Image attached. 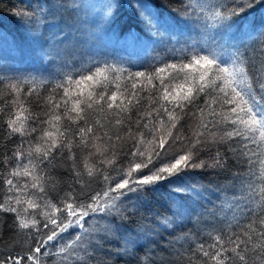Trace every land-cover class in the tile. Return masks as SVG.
Here are the masks:
<instances>
[{
  "label": "snow or ice",
  "instance_id": "obj_1",
  "mask_svg": "<svg viewBox=\"0 0 264 264\" xmlns=\"http://www.w3.org/2000/svg\"><path fill=\"white\" fill-rule=\"evenodd\" d=\"M260 2L217 0L211 6L212 27L242 42L259 38L254 42L261 46L253 55L247 47L217 52L210 43L192 54L185 51L179 62L151 73L96 62L79 70L78 78L66 75L42 99L35 78L26 92L25 82L5 85L0 80L9 97L0 100V140L21 138L11 156L0 159V165L16 161L7 175L0 170V216L11 214L16 236L31 242L27 251L18 252L17 242H5L0 232V247L8 248L0 251V264H90L94 253L107 251L105 245L117 237L124 240L117 256L135 259L136 264H163L150 248L137 257L138 239L123 234L134 215L130 208L141 205L161 182L175 183L173 178L189 169L224 168L229 158L247 164L261 183L255 186L251 177L246 181L234 174L233 184L220 193L227 202L222 210L233 212L230 220L224 217L228 230L209 233L211 243L186 249L187 264H264V22L246 15ZM128 6L141 9L145 34L154 39L153 21L164 25L148 0H128ZM190 7L184 4L183 14L177 12V24L188 22ZM42 20L35 18L38 30L43 29ZM34 93L43 118L25 107V99ZM189 117L197 118L196 128L184 135L183 122ZM37 133L35 143L23 139ZM176 143L186 146L164 162L166 146ZM221 144L224 154L218 149L211 163L199 159L202 150ZM80 153H86L82 161ZM121 155L127 167L118 166ZM58 163L67 165L72 182L61 190L62 196H53L51 170ZM101 179L104 187L92 190ZM173 190L193 198L201 195L195 186ZM172 225L171 220L162 221L165 229Z\"/></svg>",
  "mask_w": 264,
  "mask_h": 264
},
{
  "label": "trees",
  "instance_id": "obj_2",
  "mask_svg": "<svg viewBox=\"0 0 264 264\" xmlns=\"http://www.w3.org/2000/svg\"><path fill=\"white\" fill-rule=\"evenodd\" d=\"M148 2L153 14H158L161 24L164 25L160 27L153 21L151 32L154 39L151 40L145 34L142 17L138 15L141 9L129 7L128 0H0V80L5 85L9 81L25 82L26 92L35 78V86L39 98L42 99L66 75L71 74L78 78L79 70H86L96 62L102 65L106 61L131 73H151L165 63L179 62L185 51L192 54L201 48H207L210 43L217 52H233L237 47L244 51L247 47L249 55H253V50L261 46L254 42L258 41V37L242 42L230 32L212 27L211 6L217 0ZM57 3L63 7H55ZM117 3L122 6L116 8L114 5ZM184 4L191 5L189 20L177 24V12L181 11L183 14ZM109 5L113 7L110 8ZM201 7L204 8L203 12ZM22 12L26 15H19ZM246 15L254 17L257 23L264 22V0ZM40 17H43L42 30H38L35 25V18ZM211 37H215L214 40H210ZM260 63V59L255 60V64ZM250 71H255V68H250ZM8 98L7 88L0 85V100ZM37 99L35 93L27 97L24 101L25 107L43 118V112L36 104ZM3 119H7V116ZM183 123V134L191 135L196 128L197 118L189 117ZM0 124H3L2 119ZM120 134L126 135L124 131ZM37 135L38 133L23 139H31L35 143ZM20 143L19 136L11 141L5 136L0 140V159L11 156ZM185 146L181 143L166 146L164 162H168L169 158L178 154ZM218 149L224 154L223 144L212 145L201 151L199 159L211 163ZM123 151H128L127 146ZM85 155L86 153H80L81 161ZM127 163V158L123 155L117 161L118 166L122 167H127ZM15 164V160H9L7 164L0 165V170L7 175ZM66 168L64 163H58L52 168L51 175L56 183L55 191L51 195L56 196L59 192L62 196L61 190H67V185L72 182ZM257 170L258 165L253 171ZM234 174H240L246 181L251 177L255 186L261 183L251 174L247 164H237L234 159L229 158L224 168L189 169L179 177H174L175 183L161 182L156 191L148 193L141 205L130 208V213L134 212V215H130L122 231L124 235L131 233L133 238L138 239L139 243L135 248L137 257L143 256L150 248L157 261L163 258V264H187L186 249L194 248L201 242L211 243L209 233L215 236L221 228L227 231L224 217L227 214L230 220L233 212L227 208L222 210L227 202L220 193L222 189L233 184ZM192 186L201 192L200 196L193 198L192 195L173 190ZM102 187V179L91 185L95 191ZM228 195L231 197L230 192ZM239 207L243 209L244 203ZM235 211L237 217L242 219L239 211ZM165 219L173 221L171 228L165 229L162 226ZM12 224L11 214L0 216V232L3 233L4 241H16V251H27L31 242L24 236L17 237ZM123 244V239H113L110 245H105L107 251L94 253L95 259L90 264H136L135 259L116 255ZM0 251L7 252L8 248L0 247Z\"/></svg>",
  "mask_w": 264,
  "mask_h": 264
},
{
  "label": "rangeland",
  "instance_id": "obj_3",
  "mask_svg": "<svg viewBox=\"0 0 264 264\" xmlns=\"http://www.w3.org/2000/svg\"><path fill=\"white\" fill-rule=\"evenodd\" d=\"M130 44H132V45H133V43H130ZM134 47H135V45H134Z\"/></svg>",
  "mask_w": 264,
  "mask_h": 264
}]
</instances>
